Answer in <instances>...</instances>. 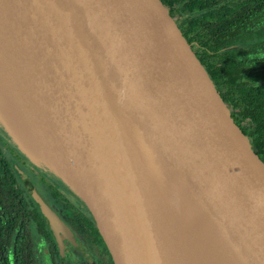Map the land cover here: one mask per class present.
Masks as SVG:
<instances>
[{
	"label": "water",
	"instance_id": "1",
	"mask_svg": "<svg viewBox=\"0 0 264 264\" xmlns=\"http://www.w3.org/2000/svg\"><path fill=\"white\" fill-rule=\"evenodd\" d=\"M1 89L112 264H264V162L161 0H0Z\"/></svg>",
	"mask_w": 264,
	"mask_h": 264
},
{
	"label": "trees",
	"instance_id": "2",
	"mask_svg": "<svg viewBox=\"0 0 264 264\" xmlns=\"http://www.w3.org/2000/svg\"><path fill=\"white\" fill-rule=\"evenodd\" d=\"M161 1L264 162V0ZM25 208L13 187L0 193V264L18 263L28 237Z\"/></svg>",
	"mask_w": 264,
	"mask_h": 264
},
{
	"label": "flooded vegetation",
	"instance_id": "3",
	"mask_svg": "<svg viewBox=\"0 0 264 264\" xmlns=\"http://www.w3.org/2000/svg\"><path fill=\"white\" fill-rule=\"evenodd\" d=\"M5 147L0 135V159L8 164L0 167V193L11 186L26 206L28 237L18 247L17 264H112L89 209L59 172L21 150L6 155Z\"/></svg>",
	"mask_w": 264,
	"mask_h": 264
},
{
	"label": "bare ground",
	"instance_id": "4",
	"mask_svg": "<svg viewBox=\"0 0 264 264\" xmlns=\"http://www.w3.org/2000/svg\"><path fill=\"white\" fill-rule=\"evenodd\" d=\"M0 93H1V95L3 97L5 96L2 89L0 90ZM11 96H12V105H11L12 108L21 106L20 100L18 99V97H17V95H16V93L14 91L12 92V95ZM5 105H3L2 103H0L1 110L3 111V113L6 114L7 112L9 113L10 112V109L12 110V108L9 105V107H10V109H9L8 106L6 105L7 106L6 107ZM10 117H12L14 119V121L16 122V119H17L16 116H14L13 114H11ZM10 127L16 133L17 136H21L22 137L23 134H24V136L26 135L28 137L27 132L24 130V128L22 127V125L18 123V119H17V123L16 124H11Z\"/></svg>",
	"mask_w": 264,
	"mask_h": 264
},
{
	"label": "rangeland",
	"instance_id": "5",
	"mask_svg": "<svg viewBox=\"0 0 264 264\" xmlns=\"http://www.w3.org/2000/svg\"><path fill=\"white\" fill-rule=\"evenodd\" d=\"M9 133L5 128L0 124V135L2 136V139L7 142L9 148L5 147L4 151L6 152V155L13 154V152L19 151L18 146L10 139Z\"/></svg>",
	"mask_w": 264,
	"mask_h": 264
}]
</instances>
